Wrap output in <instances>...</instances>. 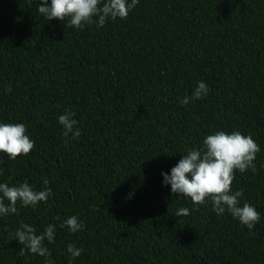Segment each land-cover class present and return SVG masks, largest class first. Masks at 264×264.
I'll return each instance as SVG.
<instances>
[{
    "label": "trees",
    "instance_id": "obj_1",
    "mask_svg": "<svg viewBox=\"0 0 264 264\" xmlns=\"http://www.w3.org/2000/svg\"><path fill=\"white\" fill-rule=\"evenodd\" d=\"M38 6L0 0V123H24L35 141L15 160L0 152V183L42 190L47 178L53 195L0 216V264H45L19 255L22 222L56 226L52 264H264V0H139L126 19L83 30ZM201 80L208 95L180 104ZM65 109L81 131L67 144ZM217 130L260 145L256 171L232 183L261 214L251 233L163 184ZM72 215L83 230L59 226ZM70 243L84 250L75 259Z\"/></svg>",
    "mask_w": 264,
    "mask_h": 264
},
{
    "label": "clouds",
    "instance_id": "obj_2",
    "mask_svg": "<svg viewBox=\"0 0 264 264\" xmlns=\"http://www.w3.org/2000/svg\"><path fill=\"white\" fill-rule=\"evenodd\" d=\"M138 4L139 0H51L50 4L48 0H39L38 11L48 21L54 18L67 21L65 27L83 30L86 25L92 23L102 27L108 19H126ZM209 91V86L201 80L192 95L185 96L179 102L187 105L190 101L206 97ZM75 115L73 111L65 109L64 114L58 118L64 129L66 144L70 133L71 138L81 135ZM34 147L35 141L27 134L24 123H0V152L6 153L9 159L15 160L18 156L28 155ZM259 152L260 145L251 134L217 130L204 137L201 147L187 150L171 168L170 174L162 172L163 184H170L172 194H182L190 198L194 205H204L210 200L217 215L227 211L233 218L246 225L251 233L261 214L250 203L245 202L241 206L243 189L233 191L232 183L237 170L240 173L249 169L256 171L254 161ZM43 184L45 187L42 190H36L27 181L15 186H10L7 182L0 183V216L18 215V203L23 207L33 208L41 202L46 203L53 193L51 188L47 187V178H43ZM187 215L188 208H180L175 213L176 217ZM54 219L60 220V216L57 215ZM59 226H67L72 233L85 227L75 215L64 219ZM55 230L56 226L50 223L37 234L34 226L22 222L13 234L23 246L19 255L23 256L25 251L39 254L45 257V264H52L49 259L51 252L45 241L54 242ZM67 249L73 259L84 251L72 243L67 245Z\"/></svg>",
    "mask_w": 264,
    "mask_h": 264
}]
</instances>
